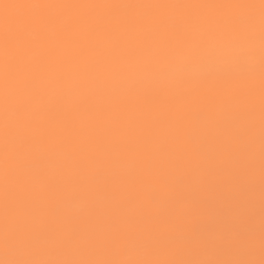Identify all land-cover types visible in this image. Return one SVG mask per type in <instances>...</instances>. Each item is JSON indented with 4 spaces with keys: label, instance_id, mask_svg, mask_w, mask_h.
<instances>
[{
    "label": "snow or ice",
    "instance_id": "obj_1",
    "mask_svg": "<svg viewBox=\"0 0 264 264\" xmlns=\"http://www.w3.org/2000/svg\"><path fill=\"white\" fill-rule=\"evenodd\" d=\"M0 264H264V0H0Z\"/></svg>",
    "mask_w": 264,
    "mask_h": 264
}]
</instances>
